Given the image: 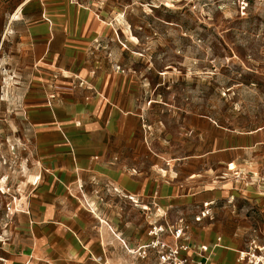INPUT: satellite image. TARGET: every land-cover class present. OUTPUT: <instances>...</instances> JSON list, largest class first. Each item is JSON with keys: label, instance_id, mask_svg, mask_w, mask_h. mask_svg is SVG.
Listing matches in <instances>:
<instances>
[{"label": "rangeland", "instance_id": "rangeland-1", "mask_svg": "<svg viewBox=\"0 0 264 264\" xmlns=\"http://www.w3.org/2000/svg\"><path fill=\"white\" fill-rule=\"evenodd\" d=\"M76 1L114 19L91 52L102 54L95 64L106 61L133 84L150 148L176 165L182 181L200 175V187L226 182L230 196L216 203L214 220L201 230L214 225L225 245L245 249L257 229L264 244V144L229 152L232 164L225 165V151L199 157L249 144L241 134L264 139V0ZM6 11L0 14V264H17L29 239L38 167L28 105L44 94L33 87L38 79L21 26L14 23L1 38Z\"/></svg>", "mask_w": 264, "mask_h": 264}, {"label": "crops", "instance_id": "crops-1", "mask_svg": "<svg viewBox=\"0 0 264 264\" xmlns=\"http://www.w3.org/2000/svg\"><path fill=\"white\" fill-rule=\"evenodd\" d=\"M8 9L1 38L14 23L21 26L23 50L38 79L33 87L44 94L28 105L38 167L29 239L17 264H138L133 253L149 243L150 224L179 219L194 242L213 245L222 238L212 264H236L241 249L225 245L214 225L209 235L201 230L214 220L216 203L230 196L226 182L200 187V175L182 181L176 165L166 164L144 138V107L135 111L133 84L106 61L95 64L102 54L92 48L114 19L74 0H0V14ZM241 135L250 143L199 157L225 151V165L232 164L229 152L264 144L257 132ZM206 203L212 217L197 223Z\"/></svg>", "mask_w": 264, "mask_h": 264}, {"label": "built area", "instance_id": "built-area-1", "mask_svg": "<svg viewBox=\"0 0 264 264\" xmlns=\"http://www.w3.org/2000/svg\"><path fill=\"white\" fill-rule=\"evenodd\" d=\"M117 69L120 71V67ZM212 214V204L206 203L195 221L201 223L211 219ZM261 235V230H252L246 248L236 251V264H264V244L259 241ZM149 238V243L133 255L154 264H212L214 250L222 246L221 237L216 238L213 245L192 241L183 219L174 224L160 223V220L152 222Z\"/></svg>", "mask_w": 264, "mask_h": 264}, {"label": "bare ground", "instance_id": "bare-ground-1", "mask_svg": "<svg viewBox=\"0 0 264 264\" xmlns=\"http://www.w3.org/2000/svg\"><path fill=\"white\" fill-rule=\"evenodd\" d=\"M16 17H17V16L14 15L13 19H16ZM11 22H12V20H11ZM130 37L132 38V40H136V38H135L133 35H130ZM131 38H130V39H131ZM137 40H138V39H137ZM17 203H18V202H17Z\"/></svg>", "mask_w": 264, "mask_h": 264}]
</instances>
